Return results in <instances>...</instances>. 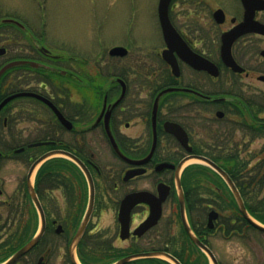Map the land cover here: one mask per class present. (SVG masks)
Returning a JSON list of instances; mask_svg holds the SVG:
<instances>
[{"label":"flooded vegetation","instance_id":"1","mask_svg":"<svg viewBox=\"0 0 264 264\" xmlns=\"http://www.w3.org/2000/svg\"><path fill=\"white\" fill-rule=\"evenodd\" d=\"M177 2L167 15L180 41L168 48L157 23L158 45L138 48L131 62L126 44L107 50L119 63L113 74L73 47L30 44L25 24L10 25L24 44L7 34L0 68L24 63L0 77V233L9 230L0 237V264L42 227L11 264H174L166 256L212 264L207 251L223 264L222 240L262 233L237 221L229 184L195 158L219 167L236 189V164L264 160L249 152L259 139L264 149V0H182L178 12ZM228 32L237 34L234 68L221 58ZM114 47L125 55L111 56ZM161 198L159 219L142 228Z\"/></svg>","mask_w":264,"mask_h":264},{"label":"rangeland","instance_id":"2","mask_svg":"<svg viewBox=\"0 0 264 264\" xmlns=\"http://www.w3.org/2000/svg\"><path fill=\"white\" fill-rule=\"evenodd\" d=\"M157 2L158 0H0V19H15L25 24L32 31L30 44L41 42L52 49H58L59 45L73 47L77 50L78 58H86L93 65H101L103 61L104 67L113 74L118 72L119 64L107 54V50L113 45L128 46L130 53L126 63L134 60L138 48L150 51L149 49L158 45ZM181 2L182 0H178L177 8L174 9L177 12L182 8ZM11 30V26L0 28L1 46L9 44L7 34L13 35ZM13 38L19 46L24 44L20 34L15 32ZM5 59L6 56L0 59V63ZM262 144L260 139L255 141L254 146L249 149L250 155L253 153L254 157H262ZM240 156L246 157L243 152ZM110 219L106 216L104 225ZM7 234L9 230L0 233V237ZM219 249L223 264H264V233L248 232L243 240H222Z\"/></svg>","mask_w":264,"mask_h":264},{"label":"water","instance_id":"3","mask_svg":"<svg viewBox=\"0 0 264 264\" xmlns=\"http://www.w3.org/2000/svg\"><path fill=\"white\" fill-rule=\"evenodd\" d=\"M171 0H158V4H157V18H158V23L162 32V36L163 39L167 45L168 48H170L171 44L174 43L176 40L180 41L179 36L177 35V33L175 32L174 28L172 27L169 19H168V15H167V9H168V5L170 3ZM1 23L3 24H14L17 26H21L18 22L11 20V19H4L1 21ZM237 34H233V32H228L225 33L221 36V41H222V45L220 48L221 51V58L222 60L229 66H231L232 68H234V63L231 59V55H230V45L232 40L236 37ZM4 49H0V55L4 53ZM126 53V50L122 47H114L109 51V54L111 56H124ZM163 55V59L169 63L171 66H173L174 69V65L169 57V51L165 50L162 53ZM208 63V61H206ZM23 61H18V62H11V63H7L5 64L3 67L0 68V77L10 68L23 64ZM6 101H4L3 103H5ZM2 103V104H3ZM60 117V116H59ZM111 141L113 143L114 149L116 152H118L117 147L113 141V139L111 138ZM61 155H64L66 157H68L69 159L75 161L78 163V161L75 159V157H73L70 154L64 153V152H59ZM57 154V152H51L47 155H44L43 157L39 158L37 161H35L31 167V171L30 173L33 172L34 168L45 158L51 156V155H55ZM195 159L204 162L205 164H207L208 166H210L211 168H213L215 171H217L219 174L222 175V177L226 180V182L229 184L233 196L236 200L239 212L241 214V216L255 229L264 232V226L258 224L257 222H255L247 213L243 201L237 191V189L234 187V185L231 183V181L229 180V178L227 177V175L219 168L217 167L215 164H213L211 161L205 159V158H201V157H196ZM86 177L89 180V183L91 185V180L90 177L88 175V173L86 174ZM30 190H31V199L34 203V205L36 206L41 219L43 220V215H42V211L40 208V204L35 196V193L33 191L32 186H30ZM138 197V196H137ZM92 198V196H91ZM134 198V197H133ZM164 198L158 199V202L156 203L155 206L152 207L151 210V214L149 216V218L147 219L146 223L142 225V228H148L151 225H154L157 220L159 219L160 215H161V203L163 201ZM179 204H180V208H181V217L183 222L185 223V218H184V213H183V197L180 193L179 195ZM91 205H92V200L89 203V208L85 214V217L83 219V222L78 230L77 236H79L82 231L85 228V225L88 221V217L91 211ZM185 228L187 229V226L185 224ZM42 231H43V227L41 228V231L38 232V234H36L26 245H24L21 249H19L11 258H9L8 260H6L5 262H3L2 264H11L13 261H15L17 258H19L21 255H23L26 251H28L31 247H33V245L36 244V242L38 241V239L40 238V236L42 235ZM207 254L209 255L210 260L212 261L213 264H216L213 256L211 255V253H209L207 251ZM168 258H170V260L174 263V264H179L176 260L172 259L169 256H166ZM123 261H119L115 264H121Z\"/></svg>","mask_w":264,"mask_h":264},{"label":"trees","instance_id":"4","mask_svg":"<svg viewBox=\"0 0 264 264\" xmlns=\"http://www.w3.org/2000/svg\"><path fill=\"white\" fill-rule=\"evenodd\" d=\"M235 173L237 174L236 186L248 214L264 225V160L261 163H255L249 169L246 163L238 162ZM237 221L245 220L239 215Z\"/></svg>","mask_w":264,"mask_h":264}]
</instances>
